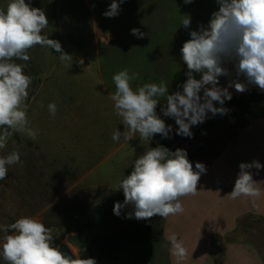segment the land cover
<instances>
[{"label":"rangeland","instance_id":"obj_1","mask_svg":"<svg viewBox=\"0 0 264 264\" xmlns=\"http://www.w3.org/2000/svg\"><path fill=\"white\" fill-rule=\"evenodd\" d=\"M141 1L149 3L150 0ZM9 2L0 0V10H5ZM27 2L32 7L42 8L47 15L49 24L41 34L59 40L64 52L72 59L61 61L60 54L46 46L35 45L28 51L30 60L27 62L31 67L24 71L32 77V82L28 88L29 95L20 108L26 112V127L36 131L37 136L32 140L27 132L17 130L2 141L5 147L0 148V157L18 152L21 162L7 166L8 175L0 180V226L11 225L21 217H32L49 228L56 240L66 229L85 220L97 204L117 192L115 189L123 180L125 169L149 149L148 140H143V144H131L123 136L119 141L112 139L111 120L106 124L105 116L114 108L111 98L116 91L113 75L128 69L130 74L138 73V79L131 85H159L163 82L168 85V90L175 87L177 91L182 89L179 86L187 79V67L183 60L177 59L179 49L165 48L162 55L163 50H158L154 41L144 43L143 47L142 40L131 34L133 28H158L160 34L167 35L172 25H169L168 18H164V21L152 16L144 17L141 21L137 16L125 18L122 4L118 16L107 18L103 15L104 0ZM212 12L209 10V16L203 18L202 24L208 23ZM111 29L116 30L117 38L124 35V46L118 39L107 48L106 44L114 40ZM168 56L174 62L169 60L168 64L162 66L160 58ZM81 59L83 64L80 63ZM176 60L178 63H175ZM15 62L27 64L22 60ZM195 76L199 78L200 75ZM257 88H251L249 92L246 90L243 94ZM50 103L57 106L55 117L48 111ZM262 108L264 102L257 103L251 112L260 115ZM244 124L238 121L225 131L213 125L205 129L198 140L178 141L176 146L187 151L194 168L196 162L203 163L207 168L222 148L223 153L228 150L225 157L216 159L214 168L232 171L235 169L231 165L234 148L231 144L230 147L226 146L238 132H242ZM118 126H122L120 122ZM119 131L123 132L124 129ZM2 135L3 129L0 128ZM136 142H139V138ZM220 142H224L223 147ZM263 147V140L250 145L243 143L239 147V164L251 163V156L259 154ZM237 174V171L234 174L226 173L222 179L232 181ZM216 187V190L211 186L205 189L210 201H216L225 186ZM131 211L130 206L123 208L119 217L115 215L109 220V227L105 230H88L81 234L70 232L61 238V242L70 246L77 260L86 250H92L97 256V243L92 241L94 235L109 232L121 234L127 228V217ZM154 218L162 220L159 216ZM7 234L13 233L9 231ZM4 235L6 233L0 231V250ZM228 257L231 260L232 257ZM0 264H4L2 257Z\"/></svg>","mask_w":264,"mask_h":264},{"label":"clouds","instance_id":"obj_2","mask_svg":"<svg viewBox=\"0 0 264 264\" xmlns=\"http://www.w3.org/2000/svg\"><path fill=\"white\" fill-rule=\"evenodd\" d=\"M126 0H112L103 13L107 18L119 15L120 5ZM194 0H184L191 4ZM217 10L211 13L208 23L200 24L191 30L190 39L181 49V59L187 67V79L182 91L168 94V85L161 82L144 83L131 86L138 79V73H129L124 69L114 74L112 79L116 91L112 94L116 115L121 118L124 131L113 132L112 139L119 141L123 136L126 142L139 134L141 141H151L157 134L170 138L172 125L157 114L161 100L166 105L161 108L165 117L173 118L178 126L175 134L191 138L192 127L205 122L216 115H227L229 109L225 101L232 99L229 88L238 93L254 85L264 92V0H215ZM185 29L191 28L190 14L180 15ZM49 20L42 8L32 7L26 0H10L5 10H0V148L5 147L4 137L15 131L27 132L35 140L37 132L27 128L26 112L21 110L22 102L28 97V88L32 77L25 74L27 64H17L16 60L29 61L28 51L35 45L46 46L59 53L61 61L71 60L65 53L59 40L42 35ZM131 34L143 39L145 33L139 28L131 29ZM83 64V60H80ZM232 64L235 78L225 66ZM195 74H199L197 79ZM229 78L228 86H220L219 78ZM244 77L246 83L241 82ZM202 92V95H201ZM219 104L220 107H217ZM49 113L55 117L57 106L48 105ZM18 152L0 157V180L8 175V167L20 163ZM264 168L258 161L240 163L239 172L233 190L229 195L237 198L241 195L258 196L254 187L251 168ZM206 172L203 163H193L188 159L187 151L177 148L175 151L163 145L150 147L134 162V166L116 187L123 191V203L116 202L113 213L121 215L126 206H131L129 219L149 220L155 216L167 218L183 211L179 202L181 197L197 192L201 175ZM4 235L2 257L4 264H96L94 258L71 259L54 246L51 230L32 217H21L8 226H0ZM11 231L13 234H7ZM173 254L178 258L186 255V250L175 236L171 237Z\"/></svg>","mask_w":264,"mask_h":264},{"label":"crops","instance_id":"obj_3","mask_svg":"<svg viewBox=\"0 0 264 264\" xmlns=\"http://www.w3.org/2000/svg\"><path fill=\"white\" fill-rule=\"evenodd\" d=\"M154 1L155 4H153L152 0L149 3L146 2L148 4V8H146V3L141 0L137 2L136 0H133V2L132 0H126V2L122 3V7L125 18H128V16H137L139 18L138 21L150 16L157 19L162 18V21H164V18H168L169 25H172L167 35L160 34L161 31L158 28L155 30H153L154 28H140L145 33L144 38L139 39L142 40L141 45L145 47L144 43L154 41L158 50H163L162 55L166 51L164 50L165 48H176L179 49V55L181 56L180 49L183 43L190 39V31L196 30L202 24L203 18L209 16V10L215 11L218 8L215 0H194L191 4H185L184 0ZM104 2L106 11L112 0H104ZM210 2L211 4H209ZM157 9L159 13H157ZM185 14H190L191 16L190 29H185L180 25V15ZM174 18L175 21L173 22ZM110 34L114 40L106 44L107 48H110L118 39L122 42L121 46H124L126 38L123 34L117 38L116 30L113 29L110 30ZM180 56L177 59L182 60ZM168 57L160 58V61L162 60V66L168 64L169 60L174 62L171 56ZM175 63H178V60ZM225 66L232 73V78H235V70L232 64L229 63ZM240 80L246 83L244 77H240ZM219 82L220 86L227 87L229 78L220 77ZM131 86L135 88L137 85L133 84ZM248 86V92L252 90L251 88L256 87L254 85ZM172 90L174 91L175 87L168 90V94H173L176 91L172 92ZM229 91L231 93L236 92L234 87L229 88ZM234 95L245 94L237 92ZM256 104L251 103L245 107L236 109L231 114L205 128L207 129L208 127L217 125L225 131L228 126H234L238 121L245 123L242 127V132H238L237 136L229 141L227 146L226 143L224 145V147H230L231 144L234 148L231 165L235 169L225 172V170L218 171L217 168H214V163L217 162L216 159L225 157V152L228 151L223 153L222 148L217 158L210 162L206 168V172L201 175L197 184V192L180 198L179 202L182 205L183 211L163 218V232L159 242L130 243L121 250L117 261L99 260L96 264H225L226 261L227 264H231L232 259L233 264H264V168L257 170L253 167L250 169L253 180L257 182L254 187L259 190L258 196L241 195L233 198L229 194L233 190L237 175L232 181L222 179L223 174L239 172V161L241 157L239 155V147L243 143L244 145H250L255 144L259 140L264 141V109L262 108L260 115L255 114V112L253 113V111L251 112V109L256 107ZM165 105L166 101L162 99L156 111L165 120L166 124L172 125L173 131L169 135L174 136L176 135L175 131L178 126L173 118L163 115L161 108ZM216 106L218 107L219 104H216ZM105 119L106 124H109L108 121L111 120L112 133L117 130L116 128L118 130L124 129L122 120L116 115L114 108L106 113ZM119 122L122 125L120 127L118 126ZM158 135L153 137V142L154 138ZM138 138L139 134L137 133L129 142L131 144H143V141L140 139L139 142H136ZM152 140L147 143V145L149 144V148ZM220 144L223 147L224 142H220ZM251 160V163L258 161L264 165V147L259 154H255L253 157L251 156ZM217 185H223L225 187L220 192V196H218L216 201H210L207 194H205V189L211 186L213 190H216L218 188L216 187ZM173 236L177 238V241L186 250V255L183 258H178L173 254V245L171 242V237ZM228 256L232 257L231 260Z\"/></svg>","mask_w":264,"mask_h":264},{"label":"trees","instance_id":"obj_4","mask_svg":"<svg viewBox=\"0 0 264 264\" xmlns=\"http://www.w3.org/2000/svg\"><path fill=\"white\" fill-rule=\"evenodd\" d=\"M26 63L29 67H31L29 62L26 61ZM262 101H264V92L257 88L245 95L232 96V99L230 101L226 100L223 106L229 109L227 114L229 115L236 109L245 107L251 103H260ZM218 107H220V105ZM227 115H216L215 117H212L211 113H209V118L206 119L205 122L193 126L191 129L193 136L191 138L175 135L170 136V138H163L162 136L158 135L154 138V142L150 145V147H155L159 144L169 148L172 151H175L177 148H179L176 146V143L179 141V139H181L183 142L198 140L200 134L207 126L216 123L218 120ZM133 166L134 164L126 170L123 179L130 174ZM123 201L124 194L122 191L113 193L111 196L105 198L102 202L97 204L85 220L77 223L73 227L66 229L61 238L65 237V235L70 232H77L78 234H81L88 230L107 229L109 227V220L115 216L113 213V207L115 203H123ZM162 225L163 218L161 221H158L154 217L149 220H136L133 217L128 220L127 228L121 234L115 232H109L104 235L98 233L95 234L92 241L97 243V256L94 255L92 250H86L81 254L80 259L91 257L94 258L96 262L99 260L117 261L119 259L121 250L130 243L159 242L163 232ZM61 238L54 240V246L58 247L62 243Z\"/></svg>","mask_w":264,"mask_h":264},{"label":"water","instance_id":"obj_5","mask_svg":"<svg viewBox=\"0 0 264 264\" xmlns=\"http://www.w3.org/2000/svg\"><path fill=\"white\" fill-rule=\"evenodd\" d=\"M179 141H182V140L179 139ZM57 248L62 253L66 254L68 257H70L71 259H77L76 255L73 253L72 249L70 248V246L67 243L62 242Z\"/></svg>","mask_w":264,"mask_h":264}]
</instances>
